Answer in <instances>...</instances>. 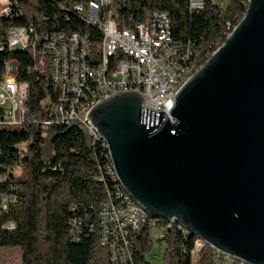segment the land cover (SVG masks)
I'll use <instances>...</instances> for the list:
<instances>
[{
  "label": "water",
  "instance_id": "obj_1",
  "mask_svg": "<svg viewBox=\"0 0 264 264\" xmlns=\"http://www.w3.org/2000/svg\"><path fill=\"white\" fill-rule=\"evenodd\" d=\"M142 99L136 90L118 91L83 121L106 143L123 188L153 217L264 264V0L247 1L170 112L142 107ZM45 132L42 159L54 136Z\"/></svg>",
  "mask_w": 264,
  "mask_h": 264
},
{
  "label": "trees",
  "instance_id": "obj_2",
  "mask_svg": "<svg viewBox=\"0 0 264 264\" xmlns=\"http://www.w3.org/2000/svg\"><path fill=\"white\" fill-rule=\"evenodd\" d=\"M78 1L84 0H18V6L0 16V79L6 62L16 61L17 80L29 84L25 108L31 120L43 118L44 99L50 96L54 101L56 92L48 64L37 68L38 60L30 48L7 47V29L32 26L41 39L47 32L78 31L99 40L98 33L76 16L65 20L60 6ZM246 2L227 0L223 10L208 5L200 12L190 11L187 0H112V6L120 25L126 27L142 21L151 11L168 13L172 39L191 43L196 49V71L225 42L244 15ZM52 131L51 156L44 161L45 129L40 124L30 121L16 127L0 126V201L5 196L10 200L6 210L0 205V248H19L20 264H107L108 253L99 244L97 230L82 226L78 234L72 224L84 213L92 222L105 200L99 169L105 163L106 150L101 143L90 147L78 127L55 125ZM155 220L158 225L167 221ZM10 222L12 230L6 229ZM150 233V229L139 233L135 264H151ZM196 238L192 232L184 235L175 225L167 228L162 238H156L163 250V264H191L190 250ZM202 247L199 264H215L213 248L206 243Z\"/></svg>",
  "mask_w": 264,
  "mask_h": 264
},
{
  "label": "built area",
  "instance_id": "obj_3",
  "mask_svg": "<svg viewBox=\"0 0 264 264\" xmlns=\"http://www.w3.org/2000/svg\"><path fill=\"white\" fill-rule=\"evenodd\" d=\"M5 1L6 13L18 6V0ZM187 3L190 11L200 12L208 5L223 10L227 0H187ZM60 9L65 20L70 15L76 16L92 27L100 39L91 40L90 34L78 31L47 32L41 39L32 26H9L7 47H31L32 56L38 60L37 68L48 64L50 83L56 95L54 101L50 96L44 99L43 118L29 119L25 108L29 84L17 80L16 61L6 62L0 79V126L16 127L31 121L47 130L55 125L68 127L78 123L90 147L102 144L107 154L99 169V179L105 184V200L92 222H88L89 215L84 213V219L76 218L72 224L78 234L82 226L97 230L99 244L108 253L107 264H135L136 242L142 230L154 229L158 238L173 225L184 235L190 231L172 219L158 225L154 218H146V210L140 209L137 202L119 196L118 189L107 185L106 181L110 182L115 176L106 143L90 122L83 121L94 104L118 89L141 93L142 107L165 114L170 112L176 89L190 74L186 63L195 48L189 43H185V47L167 43L165 36H172L171 19L164 11H151L142 21L126 27L120 25L112 0L78 1ZM226 27L232 28L229 22ZM132 36H144V41H136ZM155 97H163V104H155ZM5 100L10 103L8 107L3 105ZM9 201L6 196L2 197V210L7 209ZM6 229H14V224L8 223ZM200 249V241L195 239L190 250L191 264H199ZM213 259L215 264H251L214 248Z\"/></svg>",
  "mask_w": 264,
  "mask_h": 264
},
{
  "label": "rangeland",
  "instance_id": "obj_4",
  "mask_svg": "<svg viewBox=\"0 0 264 264\" xmlns=\"http://www.w3.org/2000/svg\"><path fill=\"white\" fill-rule=\"evenodd\" d=\"M8 11V7L5 0H0V16ZM194 72V71H193ZM5 107L10 105L8 100L3 102ZM47 133L45 132V138ZM51 156V151L44 149L43 160L48 161ZM17 171V170H16ZM15 170L13 172L17 173ZM157 231L151 230L150 238L152 240V249L148 254L151 264H163V250L156 241ZM21 250L19 248H0V264H20L21 263Z\"/></svg>",
  "mask_w": 264,
  "mask_h": 264
},
{
  "label": "bare ground",
  "instance_id": "obj_5",
  "mask_svg": "<svg viewBox=\"0 0 264 264\" xmlns=\"http://www.w3.org/2000/svg\"><path fill=\"white\" fill-rule=\"evenodd\" d=\"M132 38L135 39L136 41H144V36H132ZM165 39H167V43L168 44H174V47H185V44H183L181 42L174 41L171 36H165ZM189 45H191V47L194 48L191 43H189ZM14 47H17V48H30L31 49V47H29V46H14ZM195 53H196V49H195L194 53H192V55L189 56V59H187L186 71L187 72H190V74H189V76L186 77V79H184V82L192 75V73L194 71V68H195V65H196L195 64L196 63V59H195V55L196 54ZM183 84L184 83H181V85L178 86V89H176V93H177V91L179 90V88ZM122 90H128V89H118V90H116V92L122 91ZM155 104H163V97H155ZM109 158H110V156H109ZM111 164H112V162H111ZM112 175H114L115 178H110V186H113V188H116V189L119 190V196H127L128 199L133 200L134 202H136L129 195V193L123 188V186L121 185V183L119 182V180L117 178V175L115 173V170L113 168V165H112ZM140 209H143V207L140 206ZM143 210H145V209H143ZM146 218H154L155 219V217L150 216V213H148L147 211H146ZM165 220H167V219H165ZM176 224H179V223L176 222ZM179 225H181V224H179ZM181 228L187 229L183 225H181ZM196 239L200 241V248H203L202 246L205 244L204 240L201 239L198 236H197Z\"/></svg>",
  "mask_w": 264,
  "mask_h": 264
},
{
  "label": "flooded vegetation",
  "instance_id": "obj_6",
  "mask_svg": "<svg viewBox=\"0 0 264 264\" xmlns=\"http://www.w3.org/2000/svg\"><path fill=\"white\" fill-rule=\"evenodd\" d=\"M46 150H48L47 148H46ZM44 155V154H43Z\"/></svg>",
  "mask_w": 264,
  "mask_h": 264
}]
</instances>
